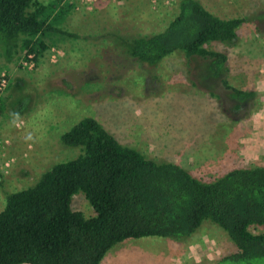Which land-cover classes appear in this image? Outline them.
<instances>
[{
  "label": "rangeland",
  "instance_id": "obj_1",
  "mask_svg": "<svg viewBox=\"0 0 264 264\" xmlns=\"http://www.w3.org/2000/svg\"><path fill=\"white\" fill-rule=\"evenodd\" d=\"M38 1L64 10L55 26L75 38H47L49 47L32 69L24 68L23 51L9 56L0 45V74L9 77L1 96L0 211L6 194L32 186L53 165L77 157L60 138L85 118L95 119L122 146L177 164L205 182L234 169L264 166V36L249 22L264 15V0H196L222 19L248 20L234 48L208 47L227 52L231 87L256 92L239 111L221 84L203 81L201 60L175 53L149 67L124 54L127 39L164 31L181 0ZM20 110L25 112L16 114ZM72 208L86 218L93 215L82 194L72 198ZM251 232L262 234L264 228ZM234 250L221 229L205 222L182 242L126 240L101 264H216Z\"/></svg>",
  "mask_w": 264,
  "mask_h": 264
},
{
  "label": "trees",
  "instance_id": "obj_2",
  "mask_svg": "<svg viewBox=\"0 0 264 264\" xmlns=\"http://www.w3.org/2000/svg\"><path fill=\"white\" fill-rule=\"evenodd\" d=\"M57 10L38 0H0L3 51L10 56L19 49L35 61L47 51V38H75L55 26L64 14ZM247 21L222 19L196 0H181L178 15L164 31L127 39L121 46L124 54L149 67L175 53L201 60L203 81L221 84L239 111L256 99V92L231 87L227 52L208 47L234 48ZM249 22L264 36V15ZM15 87L20 91L21 83ZM60 143L77 150V157L53 165L32 186L5 195L0 264H101L126 240L182 242L205 222L221 229L235 249L216 264H264V233L251 232L264 228V166L234 169L205 182L177 164L150 160L122 146L92 118L80 120ZM77 194L90 205V218L73 210Z\"/></svg>",
  "mask_w": 264,
  "mask_h": 264
},
{
  "label": "built area",
  "instance_id": "obj_3",
  "mask_svg": "<svg viewBox=\"0 0 264 264\" xmlns=\"http://www.w3.org/2000/svg\"><path fill=\"white\" fill-rule=\"evenodd\" d=\"M34 58L33 54L27 55L24 57V68L32 69L34 67ZM9 85V77L6 73L0 74V106H1V96L3 95L4 91L7 89Z\"/></svg>",
  "mask_w": 264,
  "mask_h": 264
}]
</instances>
